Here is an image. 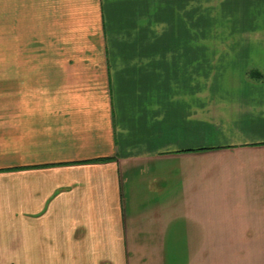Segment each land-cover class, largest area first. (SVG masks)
I'll use <instances>...</instances> for the list:
<instances>
[{
    "label": "crops",
    "instance_id": "0c3cea01",
    "mask_svg": "<svg viewBox=\"0 0 264 264\" xmlns=\"http://www.w3.org/2000/svg\"><path fill=\"white\" fill-rule=\"evenodd\" d=\"M192 227L264 264V0H0V264H165Z\"/></svg>",
    "mask_w": 264,
    "mask_h": 264
},
{
    "label": "rangeland",
    "instance_id": "374dc122",
    "mask_svg": "<svg viewBox=\"0 0 264 264\" xmlns=\"http://www.w3.org/2000/svg\"><path fill=\"white\" fill-rule=\"evenodd\" d=\"M172 239L169 246L174 248H185L184 250H167L162 253L165 259V264H197V259H205L212 261L213 252L206 251L204 257L202 253L196 251V246L201 243V235H197L195 228L182 229L180 235H171ZM205 238L207 235H204ZM212 238V236H207V239ZM178 239V240H177ZM231 252H216L214 254V259L231 257ZM236 257L241 258L242 252H234Z\"/></svg>",
    "mask_w": 264,
    "mask_h": 264
}]
</instances>
